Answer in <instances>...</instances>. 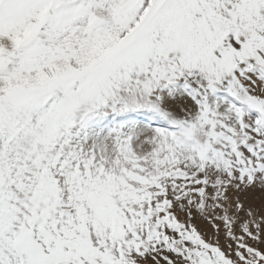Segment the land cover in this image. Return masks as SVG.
I'll return each mask as SVG.
<instances>
[{"label":"snow or ice","instance_id":"6c2138e0","mask_svg":"<svg viewBox=\"0 0 264 264\" xmlns=\"http://www.w3.org/2000/svg\"><path fill=\"white\" fill-rule=\"evenodd\" d=\"M0 264H264V0H0Z\"/></svg>","mask_w":264,"mask_h":264}]
</instances>
